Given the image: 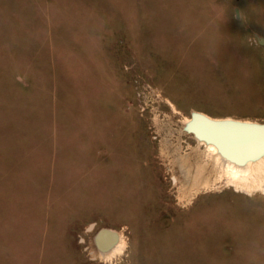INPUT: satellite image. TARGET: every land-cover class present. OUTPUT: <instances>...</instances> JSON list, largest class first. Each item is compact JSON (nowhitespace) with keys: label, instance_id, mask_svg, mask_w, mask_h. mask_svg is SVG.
Segmentation results:
<instances>
[{"label":"rangeland","instance_id":"1","mask_svg":"<svg viewBox=\"0 0 264 264\" xmlns=\"http://www.w3.org/2000/svg\"><path fill=\"white\" fill-rule=\"evenodd\" d=\"M201 115L264 125V0H0V264H264L262 189L183 191Z\"/></svg>","mask_w":264,"mask_h":264},{"label":"bare ground","instance_id":"2","mask_svg":"<svg viewBox=\"0 0 264 264\" xmlns=\"http://www.w3.org/2000/svg\"><path fill=\"white\" fill-rule=\"evenodd\" d=\"M261 124L252 120L203 115L197 119L186 117L183 128L187 127L190 130L191 133L188 132V135L197 144L195 156L189 152H182L179 156V165L187 180L184 193L197 191L201 186H211L214 184L213 181L223 176L231 183L244 188L259 187L264 192V125ZM235 125L249 129L236 130L235 127H230ZM183 131L185 130H180L179 133ZM234 133L238 134V139H234ZM178 147H181V137ZM202 147L205 150H202ZM115 231L118 234V241L112 249L102 253L104 256H110L122 248L123 233ZM106 235L110 236L109 233L104 236ZM107 239L102 237L99 241Z\"/></svg>","mask_w":264,"mask_h":264},{"label":"water","instance_id":"3","mask_svg":"<svg viewBox=\"0 0 264 264\" xmlns=\"http://www.w3.org/2000/svg\"><path fill=\"white\" fill-rule=\"evenodd\" d=\"M226 126H229V125H226ZM230 127H235L236 130H240V129H243V130H245V129H249V127H245V126H244V127H241V126H237V125H235V126H230ZM238 137H239L238 134H235V133H234V139H235V138L238 139Z\"/></svg>","mask_w":264,"mask_h":264}]
</instances>
